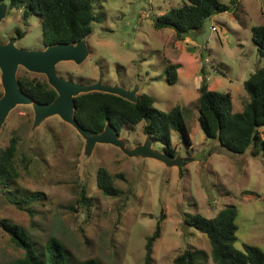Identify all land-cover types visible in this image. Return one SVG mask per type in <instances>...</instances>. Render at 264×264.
Instances as JSON below:
<instances>
[{
    "label": "rangeland",
    "instance_id": "rangeland-1",
    "mask_svg": "<svg viewBox=\"0 0 264 264\" xmlns=\"http://www.w3.org/2000/svg\"><path fill=\"white\" fill-rule=\"evenodd\" d=\"M220 1L229 11L210 18L201 33L180 42L173 29H157L155 19L183 0H93L89 58L81 65L57 66L59 77L82 84H94L103 75L105 85L139 86V95L152 96L155 108L163 112L184 106L190 143L172 132L175 156L190 159L183 171L148 157L130 158L112 145L99 144L86 155L83 137L60 117L34 128L33 107L18 106L0 131V148L14 136L19 138L20 172L11 189L0 186V222L24 228L43 251L51 237L59 239L67 248L69 264L91 259L100 264H144L146 240L162 220L154 264H174L189 247L206 253L204 264H216L208 237L186 226L184 218L196 213L214 218L233 205L239 228L234 247L244 251L250 244L264 250V157H254L251 149L235 154L207 139L199 125L197 101L204 53L210 90L230 92L234 109H244L249 102L244 83L264 68L252 39V28L264 26V0ZM18 33L26 35L20 39ZM13 39L20 49L44 50L40 18L25 22L20 10H9L0 24V43ZM171 63L180 66L177 85L168 82ZM1 75L0 70L3 90ZM18 76L47 80L24 68ZM144 125L122 130L120 138L128 148L150 138ZM153 142L154 151L164 152L161 143ZM100 168L114 176L118 196H107L98 187ZM84 189L87 207L79 203ZM34 196L38 198L27 199ZM10 197L25 198L26 210ZM23 258L24 251L0 227V264H21Z\"/></svg>",
    "mask_w": 264,
    "mask_h": 264
},
{
    "label": "trees",
    "instance_id": "trees-1",
    "mask_svg": "<svg viewBox=\"0 0 264 264\" xmlns=\"http://www.w3.org/2000/svg\"><path fill=\"white\" fill-rule=\"evenodd\" d=\"M233 2V1H232ZM9 10H20L23 19L28 22L32 16H38L42 25L45 47L63 43L77 44L89 37L95 20L93 0H0ZM230 7L220 0H183V3L168 10L155 19L157 29L171 28L180 42H184L191 33L199 34L207 20L215 15L229 11ZM19 38L25 33H18ZM252 39L258 52L264 58V26L252 28ZM192 50V48H190ZM189 49V50H190ZM201 74L199 75L198 121L207 139L216 140L221 147L244 155L251 149L254 157H264V68L257 70L244 83L249 102L243 112H233V96L230 92L210 90L209 71L206 68V54L202 53ZM178 64L168 66V82L177 85L179 80ZM21 88L35 103L50 104L57 92L47 80L38 77L19 76ZM3 90L0 89V98ZM76 120L85 130L101 133L107 126L114 127L119 134L125 127L134 128L145 122L144 133L153 141L161 143L164 152L175 156L172 132L182 135L190 143V134L185 121V107L178 105L169 112L155 108V99L141 94L138 102L132 103L119 96L94 92L75 99ZM19 138L14 136L6 148H0V186L11 189V185L20 177L17 156ZM98 187L107 196L116 197L120 190L115 187L114 176L106 169L98 170ZM37 199L38 196L27 198ZM19 209L26 210L25 198L10 197ZM87 207L90 201L84 189L79 201ZM238 209L230 205L223 208L214 218L200 213L186 214L184 224L206 235L212 247V257L216 264H264V250L245 244L244 251L234 247L237 241ZM0 227L9 235L16 247L24 251L21 264H69L66 246L57 238L51 237L44 251L38 249L30 234L21 226L7 220ZM162 236V220L157 223L154 233L146 240L144 264H154V248ZM206 253L189 247L174 259V264H204ZM86 264H100L91 259Z\"/></svg>",
    "mask_w": 264,
    "mask_h": 264
},
{
    "label": "water",
    "instance_id": "water-1",
    "mask_svg": "<svg viewBox=\"0 0 264 264\" xmlns=\"http://www.w3.org/2000/svg\"><path fill=\"white\" fill-rule=\"evenodd\" d=\"M9 6L6 3L0 4V24L7 17ZM88 37L77 44H55L44 50H24L16 46V39L8 43H0V70L3 96L0 98V131L6 122L9 114L18 106H32L35 113L34 128L40 126L45 120L58 116L65 123L71 125L85 140V154L91 155L99 144L112 145L119 148L130 158L148 157L162 161L168 167H183L190 159L169 155L165 152L153 150V140H148L130 149L125 140L112 126H107L101 133H92L80 126L76 120L75 99L81 95L100 92L119 96L132 103L138 102V88L127 90L119 85L109 86L103 83V75L94 84H82L72 80L59 77L57 66L62 62H74L77 65L83 64L90 56ZM24 68L28 72L44 75L48 84L57 92L56 99L50 104L35 103L26 95L19 81L18 72Z\"/></svg>",
    "mask_w": 264,
    "mask_h": 264
},
{
    "label": "flooded vegetation",
    "instance_id": "flooded-vegetation-1",
    "mask_svg": "<svg viewBox=\"0 0 264 264\" xmlns=\"http://www.w3.org/2000/svg\"><path fill=\"white\" fill-rule=\"evenodd\" d=\"M47 47H45L44 46V49H46ZM97 81H95V83H96ZM120 87H123V88H125V89H127V90H134L135 88H138L139 89V86H132V87H130V88H127L126 86H122L121 84L119 85ZM139 93L137 94V97H138V99H139Z\"/></svg>",
    "mask_w": 264,
    "mask_h": 264
},
{
    "label": "crops",
    "instance_id": "crops-1",
    "mask_svg": "<svg viewBox=\"0 0 264 264\" xmlns=\"http://www.w3.org/2000/svg\"><path fill=\"white\" fill-rule=\"evenodd\" d=\"M243 110L244 109L243 108H240L239 106H237V108L234 109V103H233V112L234 113H241V112H243Z\"/></svg>",
    "mask_w": 264,
    "mask_h": 264
}]
</instances>
